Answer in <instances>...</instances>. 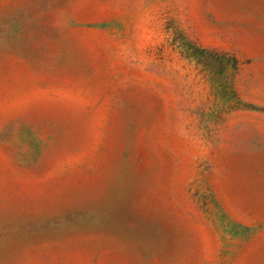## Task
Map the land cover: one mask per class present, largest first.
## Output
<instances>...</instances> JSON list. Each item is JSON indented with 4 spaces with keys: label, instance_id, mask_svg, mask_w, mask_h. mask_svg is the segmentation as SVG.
<instances>
[{
    "label": "rangeland",
    "instance_id": "obj_1",
    "mask_svg": "<svg viewBox=\"0 0 264 264\" xmlns=\"http://www.w3.org/2000/svg\"><path fill=\"white\" fill-rule=\"evenodd\" d=\"M0 264H264V0H0Z\"/></svg>",
    "mask_w": 264,
    "mask_h": 264
}]
</instances>
